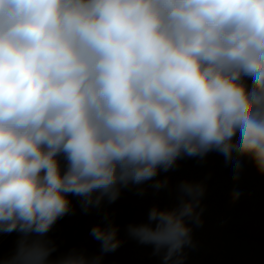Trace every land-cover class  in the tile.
<instances>
[{
    "label": "clouds",
    "instance_id": "9594fccd",
    "mask_svg": "<svg viewBox=\"0 0 264 264\" xmlns=\"http://www.w3.org/2000/svg\"><path fill=\"white\" fill-rule=\"evenodd\" d=\"M210 152L234 180L245 162L264 175V0H0V233L19 234L4 264H99L50 260L69 196L87 213ZM205 191L182 182L129 236L183 264ZM104 220L101 254L121 243Z\"/></svg>",
    "mask_w": 264,
    "mask_h": 264
},
{
    "label": "rangeland",
    "instance_id": "374dc122",
    "mask_svg": "<svg viewBox=\"0 0 264 264\" xmlns=\"http://www.w3.org/2000/svg\"><path fill=\"white\" fill-rule=\"evenodd\" d=\"M165 179L166 187L152 186ZM182 182H202L206 187L200 205L203 224L189 222L194 246L185 247L183 264H264V175L245 162L239 180H234L232 165H225L217 152H210L203 160L184 157L174 169L161 170L150 181L122 188L115 202L105 200L99 209L87 213L81 209L80 198L70 195L73 210L58 219L46 236L56 248L50 260L76 251L89 259L102 256L99 264H163L161 256L153 254L152 245L139 243L127 229L147 223L154 206L174 208ZM234 191L240 193L235 201ZM105 213L118 228L121 243L115 251L101 254V244L90 232L97 224H107ZM18 239L16 232L0 238V264L14 254Z\"/></svg>",
    "mask_w": 264,
    "mask_h": 264
},
{
    "label": "bare ground",
    "instance_id": "6f19581e",
    "mask_svg": "<svg viewBox=\"0 0 264 264\" xmlns=\"http://www.w3.org/2000/svg\"><path fill=\"white\" fill-rule=\"evenodd\" d=\"M6 233H0V238L2 237V236H4Z\"/></svg>",
    "mask_w": 264,
    "mask_h": 264
}]
</instances>
